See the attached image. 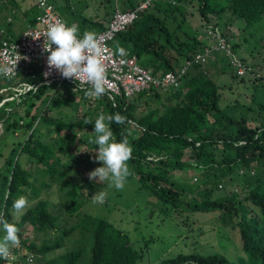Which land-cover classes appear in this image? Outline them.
I'll list each match as a JSON object with an SVG mask.
<instances>
[{
  "label": "trees",
  "instance_id": "obj_1",
  "mask_svg": "<svg viewBox=\"0 0 264 264\" xmlns=\"http://www.w3.org/2000/svg\"><path fill=\"white\" fill-rule=\"evenodd\" d=\"M49 1L59 12V7ZM141 1L101 0L100 8L109 6L103 5L104 2L112 5L101 18L95 12L90 16L74 12L67 0L73 19L59 14L70 26L73 21H79L86 25L84 30L97 27L102 31L117 8L134 9ZM175 1V4L156 2L146 9L127 30L117 34L115 43L129 48L139 64L156 76L178 71L187 61H192L177 87L166 90L152 87L132 97L111 98L104 94L91 100L85 96L84 90L88 88L74 92L68 83L58 87L55 82L42 84L38 67L32 72H20L14 78L0 76V103L3 102L0 106V214L19 228L20 238V246L12 249L8 260L0 259V264H29V256H33V264L40 256L57 249L78 229L93 234L90 264H137L141 254L133 247L126 231L104 217L82 210L85 198L92 192H101L107 187V181L97 183L84 176L82 169L86 160L79 153L82 148L79 146L98 148L92 142L96 118L99 114L107 117L116 113L127 117V121L123 125L107 120L106 123L117 142L126 136L133 148L128 161L131 175L127 180L136 179L173 216L217 212L216 217L224 226L237 229L240 234L238 262L214 252L179 254L169 264H264L263 73L248 58L239 57L246 73L238 75L223 50H214L205 62H194L198 52L215 43L203 38L209 29L218 30L234 53L233 49L240 44L230 42L228 29H232L233 38H238L247 29L261 24L264 0H228L223 6L214 5L212 0ZM194 2L203 20L204 32L192 27L188 20L186 6ZM37 13L32 0H0V45L7 39L17 40L36 23ZM20 16V19L29 18L30 23L14 38L11 26ZM223 23L225 30L221 28ZM227 69L233 78L229 84L217 78ZM4 79L14 83L3 85ZM247 81L253 83L248 85L249 95L236 93V98L230 100L228 91L233 85ZM26 83L34 87L19 94L17 88ZM164 96L169 104L163 102ZM86 100L96 105L85 107ZM79 101L84 107L80 108ZM67 106L83 112L75 120H67L61 110ZM89 118L93 123L84 124ZM74 148L77 153L73 152ZM57 186L61 195L56 191ZM219 188H224L221 197L216 196ZM52 195L54 200L48 199ZM20 196L26 197L28 207L16 220L13 203ZM182 221L186 223L189 218ZM26 225L34 229L37 238L57 231L60 237L54 243L28 240L24 235ZM82 255V249L70 250L63 259L65 264H78ZM46 264H57L56 259Z\"/></svg>",
  "mask_w": 264,
  "mask_h": 264
},
{
  "label": "rangeland",
  "instance_id": "obj_2",
  "mask_svg": "<svg viewBox=\"0 0 264 264\" xmlns=\"http://www.w3.org/2000/svg\"><path fill=\"white\" fill-rule=\"evenodd\" d=\"M54 4L59 7V13L65 14V18L72 17V12L67 6V0H52ZM214 5H227L228 0H212ZM75 9L74 12L83 13L86 16H90L93 12L97 13L101 18L104 16V11L109 12L112 6L109 2H104L103 5L109 6L101 7V0H70ZM27 4V3H26ZM89 5V8L86 6ZM99 5V6H98ZM26 6H29L28 4ZM64 7H68L67 9ZM187 10L189 11L188 20L192 27L204 32L203 20L198 10L197 3L187 4ZM70 10V11H69ZM94 14V13H93ZM3 18L5 13L1 15ZM8 18V17H7ZM18 17L11 26L12 34L18 36L20 32L26 27L22 25L23 19ZM241 20V19H240ZM243 21V20H242ZM217 25L220 24L217 22ZM5 26V25H4ZM84 24H80L79 30H84L86 27ZM222 30H225V24H222ZM227 28V27H226ZM89 31L98 32L97 27H93ZM228 37L230 42L239 43L240 46L233 49L236 56L242 58H248L250 63L256 65L257 69L263 73L264 80V19L259 25L247 29L245 33L240 37L233 38L232 29H228ZM253 33V34H252ZM206 34V33H205ZM203 35V34H202ZM214 37L212 34L207 33L203 38L209 42ZM238 39V41H236ZM114 41L112 42V44ZM219 45V44H218ZM113 46H115L113 44ZM118 44H116L117 48ZM261 52V53H260ZM217 78L229 84L233 78L230 73V69H227L225 73ZM38 78L36 81H38ZM238 80V79H237ZM3 85H12L14 82L11 79H4ZM251 82H236L232 89L229 90V99L233 101L236 98V93L246 96L251 92ZM260 90V89H259ZM50 90L49 92H51ZM264 97V95H263ZM95 98H91L94 100ZM164 103L169 104L167 96H164ZM3 102L0 103V106ZM81 107H92L96 103L87 101L83 106V102L79 101ZM66 115L67 120H75L81 115L82 111L76 112L70 108V106L63 107L61 109ZM58 114V111H54ZM1 132V130H0ZM94 132V130H93ZM93 132L91 133L93 135ZM22 134V130L20 131ZM81 135L83 133H80ZM23 135L20 136L22 138ZM82 147L79 151L84 156L86 164L83 166V174L89 179V173L99 167L101 162L96 161L94 157L97 155L98 148H92L91 146H79ZM97 149V151H96ZM74 153H77V149H73ZM64 162H68L67 158H63ZM79 160V159H78ZM82 161V160H81ZM1 164V163H0ZM68 165L69 163H64ZM82 164V162H81ZM81 167V166H80ZM194 172V171H193ZM60 186V185H59ZM59 186L56 187V191L59 193ZM102 192H104L105 199L102 204L93 203L92 192L90 197L85 198L83 211H86L94 216L104 217L126 231L132 241V245L137 249L141 256L137 264H169L172 258L177 257L179 254H212L219 252L225 254L228 258L238 262L240 256V247L242 241L240 240V234L237 229H233L230 226L223 225L219 218H217V212H189L187 214H180L173 216L167 211L163 204L152 196L147 189L141 188L140 183L136 179L126 180L125 186L122 190H117L114 187H110L107 182ZM224 188H219L217 197H221L224 193ZM61 195V192L59 193ZM48 199H53L52 196H47ZM56 204L55 201L52 202ZM217 213V214H216ZM184 216V217H183ZM21 215L15 214V219L19 220ZM182 218H189L188 222L182 221ZM191 221V222H190ZM194 222V223H193ZM24 235L31 239H38V242L50 241L56 242L60 237V232H53L46 236L37 238V234L30 225H26L24 229ZM93 246V234L86 230L78 229L72 237L65 239L62 245L57 249L48 252L45 255L40 256L33 264H46L51 259H56L57 264H65L63 255L70 250L82 249L83 255L78 261V264H90L92 256Z\"/></svg>",
  "mask_w": 264,
  "mask_h": 264
},
{
  "label": "built area",
  "instance_id": "obj_3",
  "mask_svg": "<svg viewBox=\"0 0 264 264\" xmlns=\"http://www.w3.org/2000/svg\"><path fill=\"white\" fill-rule=\"evenodd\" d=\"M32 1L37 6L38 10L36 23L24 30L17 40L7 39L2 42L0 45V66L9 67L12 71L7 76L3 74H0V76L14 78L18 76L20 72H32L35 67H38L43 76L42 84H51L55 82L58 87L64 83H68L71 85L74 92H78L80 89L90 88L87 82L81 86L79 81H76L74 78L66 79L58 70L49 69L47 63L49 53L44 51L46 38L43 34L51 24L65 22V20L49 0ZM160 1L173 4L176 3L175 0H142L134 9L122 10L117 8L107 28L96 34L104 49V65L106 68L105 75L107 81L106 95L111 98L132 97L152 87L163 88L165 90L171 86L177 87L180 85L181 78L187 67L192 64V61H187L186 65L178 71H169L156 76L153 74L152 70L142 67L139 64L137 56L132 54L129 48H124L126 55L121 57L118 50L113 46L112 42L119 32L127 30V28L139 18L142 12ZM208 33L214 36L211 39L215 43L212 44V46H206L204 52H198L194 58V62H205L207 57L212 55L214 50H223L236 69L237 74L240 76L244 75L246 73L245 65L239 60L236 54L231 51L227 40L218 30L209 29ZM55 47L56 46L53 45V49H55ZM45 72H50V74L46 77L44 75ZM33 87L34 85L32 83H26L25 86L17 88L18 93H24ZM23 253L26 254V250H23ZM29 257L33 258V256Z\"/></svg>",
  "mask_w": 264,
  "mask_h": 264
},
{
  "label": "clouds",
  "instance_id": "obj_4",
  "mask_svg": "<svg viewBox=\"0 0 264 264\" xmlns=\"http://www.w3.org/2000/svg\"><path fill=\"white\" fill-rule=\"evenodd\" d=\"M46 38L44 51L49 53L47 63L49 69L58 70L66 79H75L82 86L85 82L90 88L84 90L85 96L89 98H100L106 94V68L104 65V49L92 31H85L83 36L79 35V26L75 23L69 26L65 22L51 24L43 34ZM39 39V38H38ZM115 41V40H114ZM55 45V49H53ZM121 57L126 55L124 48H117ZM11 68L0 66V74L8 75ZM50 72H45L47 77ZM108 122H115L123 125L127 117L119 113L113 115L99 114L94 122L95 138L92 141L98 146L96 161L102 162L103 166L97 167L89 173V179L100 183L107 181L110 187L122 190L127 177L131 175L128 161L132 158L133 148L125 136L117 142ZM91 118L85 120L84 124H92ZM104 192H97L92 196L93 203L102 204L105 199ZM28 207V200L20 196L13 203L14 214L22 215ZM0 259L8 260L12 255V249L20 246L19 228L10 223L0 214ZM32 258L29 257V264Z\"/></svg>",
  "mask_w": 264,
  "mask_h": 264
},
{
  "label": "crops",
  "instance_id": "obj_5",
  "mask_svg": "<svg viewBox=\"0 0 264 264\" xmlns=\"http://www.w3.org/2000/svg\"><path fill=\"white\" fill-rule=\"evenodd\" d=\"M8 19L11 20V17H9ZM71 19H73V17H71ZM29 23H30V22H29V18H23V22H22L21 24L25 26V25H28ZM73 23L77 24V25L79 26V28H80V23H79V21H73L72 24H73ZM80 31H82V32H79V35H80V37H82L83 34H84V32H85V31H89V30H80ZM99 32H100V31H98L97 33H99ZM97 33H96V34H97ZM15 37H18V36H15ZM113 44L116 46L115 41H114ZM115 46H114V47H115ZM115 48H116V47H115ZM117 48H118V46H117ZM117 48H116V49H117Z\"/></svg>",
  "mask_w": 264,
  "mask_h": 264
}]
</instances>
